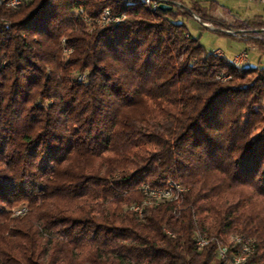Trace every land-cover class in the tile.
Instances as JSON below:
<instances>
[{
  "label": "trees",
  "instance_id": "16d2710c",
  "mask_svg": "<svg viewBox=\"0 0 264 264\" xmlns=\"http://www.w3.org/2000/svg\"><path fill=\"white\" fill-rule=\"evenodd\" d=\"M166 2H0V264H222L234 233L264 264V66L190 32H230L216 2ZM234 20L264 52V18ZM170 179L186 190L145 206Z\"/></svg>",
  "mask_w": 264,
  "mask_h": 264
},
{
  "label": "rangeland",
  "instance_id": "374dc122",
  "mask_svg": "<svg viewBox=\"0 0 264 264\" xmlns=\"http://www.w3.org/2000/svg\"><path fill=\"white\" fill-rule=\"evenodd\" d=\"M248 2L249 1L247 0H216L217 11L216 13H213L211 11V13L233 24L234 27L232 29H227V31H230L228 32L230 34L218 32L212 27H203L201 26L200 22L193 17L187 19V25L192 34L196 37H199L200 42L206 47L208 51L219 48L222 51H215L218 55H226L230 59L234 58L233 61H237L240 64L264 66V52L258 48L250 47V45L254 47L256 46L252 43H248L243 39L255 35L254 33L256 32L246 30L244 27H241L246 25H244L240 21H235L233 19L234 17L242 19L249 18V16H252L256 12H258L257 8L253 9L251 6H249ZM260 10L261 13L264 14V4H260ZM237 27H240V29H237ZM247 27L249 26H246V28ZM89 29L92 30V26L89 27ZM64 39L65 38L63 37V42ZM244 48H248L247 56L241 55V52H243L242 50ZM70 51L71 49L69 47L63 48V54L66 58L68 57ZM239 59H242V61H240ZM78 76L83 79L85 77V74L81 73ZM27 204V202H20L19 204L11 207L10 216L18 217L26 214V212L28 211ZM21 207L26 208L25 212L16 213L15 210Z\"/></svg>",
  "mask_w": 264,
  "mask_h": 264
},
{
  "label": "built area",
  "instance_id": "2783aa9c",
  "mask_svg": "<svg viewBox=\"0 0 264 264\" xmlns=\"http://www.w3.org/2000/svg\"><path fill=\"white\" fill-rule=\"evenodd\" d=\"M264 2V0H258ZM0 2L5 3L6 5L17 7L21 5L24 0H0ZM161 2H166V0H150L151 5L155 7H159ZM168 3V2H167ZM126 15H117L113 13L112 10H103L102 11V18L96 19V21H104L105 23H110L114 21L122 20ZM204 25H208V22H203ZM241 55L247 56V51L241 52ZM238 59V58H237ZM242 61V59H239ZM229 75H218V78L226 79ZM140 188H148L149 190H155V196L160 195H171L175 193V188H182L184 191L186 190V186L176 180H168V182L164 186H152L151 184H144L142 183ZM151 205L150 200L146 203L145 206ZM145 206L137 207L135 212L138 214L139 217H143L144 215V208ZM169 233V232H168ZM237 235L238 238V246H228L226 243H219L218 244V257L222 261V264H242L241 262V254L242 253H249V244L247 237H241V234L234 233ZM204 240H211L209 234L203 235H195L196 245L199 249L204 247ZM250 255V253H249Z\"/></svg>",
  "mask_w": 264,
  "mask_h": 264
},
{
  "label": "bare ground",
  "instance_id": "6f19581e",
  "mask_svg": "<svg viewBox=\"0 0 264 264\" xmlns=\"http://www.w3.org/2000/svg\"><path fill=\"white\" fill-rule=\"evenodd\" d=\"M147 5H150V6H153L155 7L154 5H151L150 3V0H143ZM105 10H109L108 8H106ZM237 64H240L239 62L235 61ZM172 180V179H170ZM141 190L143 191L144 195L146 196V198L144 199V203H147L148 200H150V202H155V203H160V202H163V201H166V200H172V199H176L178 198V195L180 194V192H183L184 190L182 188H175V193L172 194V197L171 195H160V196H155V190H149L148 188H141ZM139 206H143L142 203L140 202H133L130 204V208L132 210H137V207ZM24 211V209H17L15 212L16 213H22ZM197 235H203V234H197ZM230 242L227 243L226 245L228 246H238V238H237V235H233L230 236ZM241 237H244L243 235H241ZM210 242V240H204V246L207 245L208 243ZM249 243V242H248ZM253 251V247L251 245H249V253H251ZM249 253H242L241 254V262H244Z\"/></svg>",
  "mask_w": 264,
  "mask_h": 264
},
{
  "label": "crops",
  "instance_id": "0c3cea01",
  "mask_svg": "<svg viewBox=\"0 0 264 264\" xmlns=\"http://www.w3.org/2000/svg\"><path fill=\"white\" fill-rule=\"evenodd\" d=\"M171 1H174V2H185V3H187V4H189L190 3V1H192V0H171ZM203 4H205V5H209L210 4V2H211V0H200ZM247 1H249L248 2V4H249V6H251L253 9H255V8H257V11L258 12H256L254 15H252V16H249V17H254V16H256V15H261L263 18H264V14L263 13H261V10H260V4H264V2H261V1H258V0H247ZM213 2H216V0H213ZM258 4V5H257ZM213 13H216V11H217V8H215V9H213V10H211ZM229 14V13H228ZM235 18V17H234ZM233 18V19H234ZM195 19V18H194ZM197 20V19H196ZM198 21V20H197ZM212 27V26H211ZM191 32V31H190ZM192 33V32H191ZM232 35V34H231ZM250 47H252V48H257V47H254V46H251L250 45ZM248 51V48H244L242 51ZM213 51H222L221 49H219V48H217V49H215V50H213ZM231 59H234V58H231Z\"/></svg>",
  "mask_w": 264,
  "mask_h": 264
},
{
  "label": "water",
  "instance_id": "95a60500",
  "mask_svg": "<svg viewBox=\"0 0 264 264\" xmlns=\"http://www.w3.org/2000/svg\"><path fill=\"white\" fill-rule=\"evenodd\" d=\"M159 8L160 9H163V10L171 9L172 8V5L170 3H167V2H161L159 4Z\"/></svg>",
  "mask_w": 264,
  "mask_h": 264
}]
</instances>
